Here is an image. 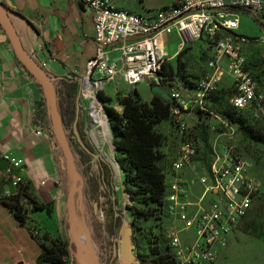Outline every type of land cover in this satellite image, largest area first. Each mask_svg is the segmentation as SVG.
Listing matches in <instances>:
<instances>
[{
	"label": "built area",
	"instance_id": "built-area-1",
	"mask_svg": "<svg viewBox=\"0 0 264 264\" xmlns=\"http://www.w3.org/2000/svg\"><path fill=\"white\" fill-rule=\"evenodd\" d=\"M78 1L91 12L95 44L93 54L85 62L84 73L76 79L78 117L82 132L95 144L97 140L94 141L91 133L100 131L102 126L94 118L104 122L110 137L105 104L99 94L115 79L133 87L153 78L166 58L164 41L172 31L181 38L179 46L202 36L212 43L206 62L208 73L195 83L193 102L196 106L206 111L204 96L219 83L222 75H226L234 87L230 105L237 110L253 106L254 117L264 124V93L257 90L258 83L244 67L245 59L241 52V46L249 39L236 32L225 33L235 31L238 26V17L231 9L245 8L257 14L264 11V0H174L165 7L144 14L115 8L111 0ZM30 54L34 57L33 53ZM37 63L44 67L43 62ZM169 96L173 101L169 107V120L179 140L164 175L162 207L167 246L175 264L213 262L218 250L237 231L241 218L260 191L259 185L248 172L250 163L231 143V126L234 125L211 112V117L228 131L217 130L215 135L226 133L227 141L211 148L208 168L187 176L186 171L193 168V158L197 154L194 141L187 136L190 126L183 115L188 105L179 87L171 86ZM211 130L214 131L213 128ZM35 133L41 134L42 131L36 129ZM4 157L11 166L19 167L17 159ZM20 181L21 177L14 174L11 185L16 186ZM194 185L199 186L198 195L191 192ZM116 188L123 198L121 223L127 221L130 225L126 210L129 198L121 182ZM85 224L89 230L87 220ZM120 226L116 243H113L116 251ZM30 234L33 236L35 231H30ZM132 252L137 264H142L134 244ZM96 259L98 264L105 263L100 257ZM111 261L112 258L108 264H119L117 253L114 262Z\"/></svg>",
	"mask_w": 264,
	"mask_h": 264
},
{
	"label": "crops",
	"instance_id": "crops-1",
	"mask_svg": "<svg viewBox=\"0 0 264 264\" xmlns=\"http://www.w3.org/2000/svg\"><path fill=\"white\" fill-rule=\"evenodd\" d=\"M173 1L111 0V4L115 8L144 14ZM0 3L11 11L13 26L24 49L29 54L33 53L36 61L44 63L42 69L48 75L78 79L84 73L85 62L95 48L91 12L84 4L78 0H0ZM1 34L0 28V198L14 191L11 179L14 174L19 175L29 184L30 193L37 202L50 205V213L39 210L32 214L33 218L50 234L67 240L66 192L69 178L61 167L59 151L47 134L44 123L33 118L35 110L40 108H35V103L42 101L43 96L35 79L19 63L9 42ZM170 34L165 41L172 38ZM133 88L136 89L135 86ZM120 91L125 94L128 88L122 87ZM104 92L111 96V86H107V91L103 89ZM185 101L188 108L183 115L191 126L193 118H196L192 110L194 102ZM112 106L120 111L117 103ZM77 125L82 132L79 117ZM156 128L164 137L159 149L167 153L172 149V141L175 142V130L166 119ZM36 129H41L42 133L36 134ZM5 155L17 159L19 167L11 166ZM198 188V185L192 186L191 192L194 194ZM81 204L77 218L84 222L83 197ZM93 209H96L94 203ZM39 253L40 247L27 226L17 221L0 201V264H40L37 260Z\"/></svg>",
	"mask_w": 264,
	"mask_h": 264
},
{
	"label": "trees",
	"instance_id": "trees-1",
	"mask_svg": "<svg viewBox=\"0 0 264 264\" xmlns=\"http://www.w3.org/2000/svg\"><path fill=\"white\" fill-rule=\"evenodd\" d=\"M231 10L235 13L243 12L252 16L251 12L245 8H234ZM225 33L235 34V31L228 30ZM196 42L209 46L212 50V43L207 37L202 36L198 40L187 44ZM53 85L58 113L73 154L74 163L79 162L82 168L88 169L92 164L89 163L92 159V146L88 140L83 142L84 147L81 146L75 139L71 128L75 115L76 77L54 78ZM232 89L234 93L233 84ZM99 96L105 104L110 142L122 172L121 186L129 198L126 210L131 225L133 244L139 260L142 264H175L167 246L164 230L166 219L162 204L165 191L164 175L174 156L179 137L175 132V142L172 141V149L165 153L159 149L164 142V137L156 128L165 119L173 127L168 115L169 107L173 101L169 93L166 99L152 94L148 100H143L136 89L133 88L125 94H117L115 96L116 103L120 105V111H117L110 105V98L105 97L102 93ZM39 106L40 108L35 110L33 118L36 122L44 123L47 134L52 138L53 145L56 146L59 156H61V152L49 129L44 100L35 103V108ZM253 108V106H248L237 110L229 103L227 107L220 110L218 115L233 124L244 139L259 143L264 150V124L261 120L254 117ZM244 109L251 111V117L241 113ZM194 113L197 119L196 124L199 126L198 139L202 146L205 145L209 149L205 142L207 134L210 132L207 120L211 117V114L209 111L199 110H194ZM190 129L187 136L196 145V157L198 155V147L196 141L190 136ZM210 160L211 155L205 169L208 168ZM93 165L98 168L99 175L96 179L90 178L89 188L91 194H94L96 187L99 186V193L106 198L108 206L105 212L110 216L107 231L113 237L119 226V214L113 208L115 204L114 193L109 189L110 167L102 158H96V163ZM255 199H257V196L253 201ZM0 201L8 207L17 221L25 224L29 231H35L33 238L40 247V253L37 258L40 264H71L72 255L70 252L73 251V246L70 247L67 240L50 234L33 218L32 214L39 210H44L47 214L50 213V205L37 202L31 195L29 184L26 181L21 178V181L14 186V191L1 197ZM244 217L241 218L237 230L240 228ZM160 244H163V248Z\"/></svg>",
	"mask_w": 264,
	"mask_h": 264
},
{
	"label": "rangeland",
	"instance_id": "rangeland-1",
	"mask_svg": "<svg viewBox=\"0 0 264 264\" xmlns=\"http://www.w3.org/2000/svg\"><path fill=\"white\" fill-rule=\"evenodd\" d=\"M251 14L254 18L243 12L236 13L238 26L235 32L250 38L247 43L241 46V52L245 59L244 67L249 70L258 83L257 90L264 93V11L257 14L251 12ZM170 37L172 38L169 41L164 42V49L167 55L162 62L160 72L153 78L137 83L135 87L139 95L144 98L149 99L152 94H156L166 99L168 97L169 87L178 86L181 88L186 99L193 102L196 81L208 73L206 62L211 54V49L209 46L201 45L199 42L179 46L178 44L181 42V38L173 31ZM107 86H111L113 93L109 96L107 93L102 92V95L110 98V105L112 104L114 106L116 104L115 96L122 94V91H120L122 87L128 88V91L131 90V87L125 86L120 81L110 82ZM107 86L104 87L106 91ZM232 94L233 89L230 78L222 75L219 83L215 84L204 96L203 105L206 111L219 114L221 109L229 105V99ZM192 110L193 112L194 110L203 111L195 103H193ZM241 113L251 117V111L249 109H244ZM193 119L194 122L190 126L191 129H189L191 138L197 143L198 155L194 158L195 163L193 168L188 170V175L190 176L205 170L206 163L209 161L212 153L211 148L224 144L228 137L226 135L228 131L224 130V127L222 125L220 126L215 119L209 117L207 121L209 122L210 132L207 134L205 142L209 149L205 145L203 147L198 139L199 126L196 124L197 119ZM231 129L233 130L231 143L250 163L248 172L258 182L260 191L257 199L252 202V206L245 215L240 228L234 236L229 238L226 245L219 250L214 261L199 264H264V150L259 143H253L244 139L235 126H231ZM217 130H224L226 133L217 136L215 135ZM78 132L82 142H84L81 136L83 133L79 129ZM96 138L97 143L95 144L87 137L93 149L91 150V154H95V157L93 155L91 157L95 159L102 158L110 167L109 189L114 193L115 204L113 208L119 214L120 226L123 216V198L120 196V192L116 186L119 185L122 172L116 161V155L113 151L110 137H108L109 143L104 144L102 149H100L99 137L96 136ZM92 159L89 161V163H92V167L89 166L88 169H85V167L82 168L79 162L75 163V166L84 178L82 197L86 210L85 221L87 220L89 226V230L86 232L87 237L89 238L95 257H100L101 260L105 261L104 264H108L111 258L113 262L115 259V255L112 256V247L113 243H116L119 226L113 237L108 234L107 227L110 222V216L105 212L108 206L106 198L99 193V186L96 187V192L91 194L89 188L90 178L96 179L99 175L98 168L93 165L96 162H93ZM106 159L113 162V164L111 165ZM194 194L198 195V189L194 191ZM93 203L96 205L95 210L93 209ZM79 240L80 242L76 241V245L73 246L71 264H79L82 239L79 238ZM160 246L163 248V244H160Z\"/></svg>",
	"mask_w": 264,
	"mask_h": 264
},
{
	"label": "water",
	"instance_id": "water-1",
	"mask_svg": "<svg viewBox=\"0 0 264 264\" xmlns=\"http://www.w3.org/2000/svg\"><path fill=\"white\" fill-rule=\"evenodd\" d=\"M10 14L11 11L5 8L2 3H0V28L2 30L1 36L3 39H6L9 42L16 59L35 79L40 87L44 100L45 111L49 120V129L56 145L61 152V156H59L61 167L65 169L69 178V185L66 192V209L68 213L69 234L67 238L68 244L70 247L75 246L77 242H80L79 238H81L82 243L79 264H98L95 254L92 251L91 243L86 234L88 229L86 227L85 221H79L77 218V213L82 206L81 201L83 178L76 169L73 154L63 130L61 117L58 113L55 89L53 85L54 77L48 75L38 65L37 61L31 56V54H29L24 49L13 26ZM77 117L78 108L76 97L75 115L71 128L75 139L81 146H83V142L78 132ZM91 142L93 141L91 140ZM92 155L95 157V154ZM106 161L109 160L106 159ZM109 162L111 163V161ZM132 249L133 243L131 239V226L127 223V221H123L120 226L117 251L115 247H113L112 256L117 253L119 264H137ZM70 253L73 255L72 252Z\"/></svg>",
	"mask_w": 264,
	"mask_h": 264
},
{
	"label": "bare ground",
	"instance_id": "bare-ground-1",
	"mask_svg": "<svg viewBox=\"0 0 264 264\" xmlns=\"http://www.w3.org/2000/svg\"><path fill=\"white\" fill-rule=\"evenodd\" d=\"M94 120L96 122H98V124H100L102 126V128L98 132H92L91 135H92V138L94 139V141H96L95 134H98L100 149H102L104 144H108L107 129H106V126H105V124H104V122L102 120L97 119V118H94ZM111 163L113 164V162H111Z\"/></svg>",
	"mask_w": 264,
	"mask_h": 264
},
{
	"label": "flooded vegetation",
	"instance_id": "flooded-vegetation-1",
	"mask_svg": "<svg viewBox=\"0 0 264 264\" xmlns=\"http://www.w3.org/2000/svg\"><path fill=\"white\" fill-rule=\"evenodd\" d=\"M82 133H83V132H82ZM82 138H83L84 142H86L85 140H87V135H85V133H83ZM82 189H83V187H82ZM92 250H93V249H92Z\"/></svg>",
	"mask_w": 264,
	"mask_h": 264
}]
</instances>
